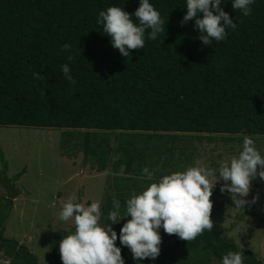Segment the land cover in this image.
<instances>
[{"label":"trees","instance_id":"1","mask_svg":"<svg viewBox=\"0 0 264 264\" xmlns=\"http://www.w3.org/2000/svg\"><path fill=\"white\" fill-rule=\"evenodd\" d=\"M150 3L164 31L153 40L146 29L144 47L123 57L97 16L113 5L132 14L139 0H0V125L69 128L62 144L71 155L81 153L91 171L110 172L101 223L108 222L113 200L123 203L151 182L143 167L154 172L152 181L184 170L194 158V141L205 135H250L263 141L257 148L264 156V0H255L248 16L222 0L237 27H226L227 37L210 45L199 39L193 19L182 22L185 0ZM63 44L70 47L62 50ZM62 64L74 82L65 79ZM185 137L193 142L187 145ZM222 194L213 187L210 217L221 210ZM11 206L7 199L0 215V250L8 264H38L26 245L3 235ZM128 218L112 227L125 264H135L119 243ZM211 220V230L189 241L160 229L158 256L141 264H220L229 250L242 251L244 264H264L227 237L219 219ZM73 229L51 238L46 264H62L58 243Z\"/></svg>","mask_w":264,"mask_h":264},{"label":"clouds","instance_id":"2","mask_svg":"<svg viewBox=\"0 0 264 264\" xmlns=\"http://www.w3.org/2000/svg\"><path fill=\"white\" fill-rule=\"evenodd\" d=\"M254 2L231 0L232 8L239 9L243 16L251 14ZM184 8L186 12L182 22L193 19L199 39L205 45H210L213 40H224L228 35L226 27L229 30L237 27L223 10L222 0H185ZM132 15L138 23H134ZM96 23L102 25L111 46L123 57H129L131 49L144 47L146 29H150L148 38L154 40L158 33L164 31L165 25L150 0H139L132 14L119 6H109L99 11ZM69 47L68 44L61 45L65 51ZM60 67L65 79L74 82L69 65ZM141 171L151 182L141 191L132 193L123 203L113 200L106 223H101L99 201L84 204L73 202L69 197L62 204L59 218L71 220L74 224V229L61 237L58 243L62 264H125L121 248L115 244L117 232L112 227L125 217L130 218L119 229V243L127 246L135 264L158 256L160 229L183 240H193L213 227L210 196L215 182L224 181L220 190H227L232 204L243 210L249 204L245 197L250 191V180L257 175L264 179V156L253 137L244 135L238 154L221 162L217 168L197 163L182 171L162 175L155 181H152L154 172L147 166ZM244 258L242 251L229 250L222 255L220 264H244Z\"/></svg>","mask_w":264,"mask_h":264},{"label":"rangeland","instance_id":"3","mask_svg":"<svg viewBox=\"0 0 264 264\" xmlns=\"http://www.w3.org/2000/svg\"><path fill=\"white\" fill-rule=\"evenodd\" d=\"M68 130L0 125V177L11 180L16 191L12 198L9 190L0 183V215L5 212L7 199H12L3 235L26 245L35 254L38 264H46L51 238L72 229L74 225L71 220L62 221L59 218L62 204L69 197L73 202L84 204L89 200L88 204L101 202L104 191L112 182L108 181L111 177L108 178L110 172L107 170L100 173L91 171L90 162L87 159L83 162L81 153L71 155L70 146L62 144V133ZM186 138L183 141L190 145L193 141ZM212 138L209 140L205 135L203 139L194 141L196 151L189 166L202 163L217 168L221 162L238 154L243 139H227L223 135ZM254 141L256 146H262V140ZM224 183L217 180L214 186L221 189ZM220 199L223 201L221 210L211 214L210 218L219 219L220 228L227 237L263 259L264 179L257 175L250 180V191L245 197L249 204L243 210L232 204L227 190L223 191ZM249 207L252 213L247 212ZM8 262L9 259L0 250V264Z\"/></svg>","mask_w":264,"mask_h":264},{"label":"water","instance_id":"4","mask_svg":"<svg viewBox=\"0 0 264 264\" xmlns=\"http://www.w3.org/2000/svg\"><path fill=\"white\" fill-rule=\"evenodd\" d=\"M1 180L4 182V184L6 185V187L9 190V194L11 197H14V195L16 194V191L14 190V187L12 185L11 180L7 179L6 177L2 176Z\"/></svg>","mask_w":264,"mask_h":264}]
</instances>
